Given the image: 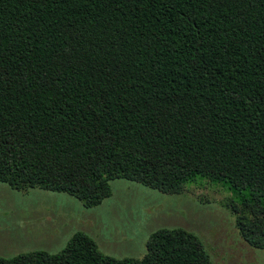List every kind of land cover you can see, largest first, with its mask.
Returning <instances> with one entry per match:
<instances>
[{
    "label": "trees",
    "instance_id": "trees-1",
    "mask_svg": "<svg viewBox=\"0 0 264 264\" xmlns=\"http://www.w3.org/2000/svg\"><path fill=\"white\" fill-rule=\"evenodd\" d=\"M124 178L166 195L209 183L264 249V0H0V182L86 208ZM0 264H212L183 228L141 259L77 232Z\"/></svg>",
    "mask_w": 264,
    "mask_h": 264
},
{
    "label": "rangeland",
    "instance_id": "rangeland-1",
    "mask_svg": "<svg viewBox=\"0 0 264 264\" xmlns=\"http://www.w3.org/2000/svg\"><path fill=\"white\" fill-rule=\"evenodd\" d=\"M109 185L110 197L86 208L67 193L18 191L0 182V257L57 254L83 232L106 256L141 259L153 232L183 228L202 241L212 264H264V249L250 247L239 235L221 188L204 183L166 195L124 178Z\"/></svg>",
    "mask_w": 264,
    "mask_h": 264
}]
</instances>
